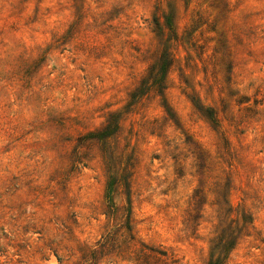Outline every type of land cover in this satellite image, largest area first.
Masks as SVG:
<instances>
[{"label": "rangeland", "instance_id": "rangeland-1", "mask_svg": "<svg viewBox=\"0 0 264 264\" xmlns=\"http://www.w3.org/2000/svg\"><path fill=\"white\" fill-rule=\"evenodd\" d=\"M210 263L264 264V0H0V264Z\"/></svg>", "mask_w": 264, "mask_h": 264}, {"label": "trees", "instance_id": "trees-1", "mask_svg": "<svg viewBox=\"0 0 264 264\" xmlns=\"http://www.w3.org/2000/svg\"><path fill=\"white\" fill-rule=\"evenodd\" d=\"M110 126V124L109 125H107V127H109ZM210 264H212V263H210Z\"/></svg>", "mask_w": 264, "mask_h": 264}]
</instances>
